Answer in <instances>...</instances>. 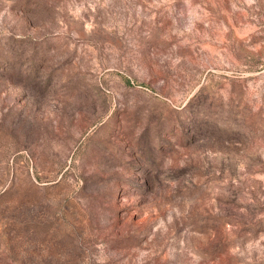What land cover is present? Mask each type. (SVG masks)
Returning a JSON list of instances; mask_svg holds the SVG:
<instances>
[{"label": "rangeland", "instance_id": "1", "mask_svg": "<svg viewBox=\"0 0 264 264\" xmlns=\"http://www.w3.org/2000/svg\"><path fill=\"white\" fill-rule=\"evenodd\" d=\"M0 264H264V0H0Z\"/></svg>", "mask_w": 264, "mask_h": 264}]
</instances>
